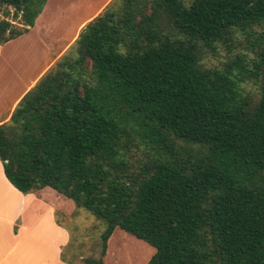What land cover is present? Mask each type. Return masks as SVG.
Here are the masks:
<instances>
[{
    "label": "trees",
    "instance_id": "obj_1",
    "mask_svg": "<svg viewBox=\"0 0 264 264\" xmlns=\"http://www.w3.org/2000/svg\"><path fill=\"white\" fill-rule=\"evenodd\" d=\"M46 1L0 0L23 26L0 45ZM0 161L104 224L81 264L117 228L146 264H264V0H111L0 125Z\"/></svg>",
    "mask_w": 264,
    "mask_h": 264
},
{
    "label": "crops",
    "instance_id": "obj_2",
    "mask_svg": "<svg viewBox=\"0 0 264 264\" xmlns=\"http://www.w3.org/2000/svg\"><path fill=\"white\" fill-rule=\"evenodd\" d=\"M111 0H47L33 27L0 45V125L37 80L67 53L82 28ZM23 27L22 25H19ZM14 47L19 64L34 65L27 76L13 71L2 55ZM13 52V51H12ZM0 161V264H71L61 255L70 245L69 230L57 213L70 216L72 205L50 188L22 194L5 177Z\"/></svg>",
    "mask_w": 264,
    "mask_h": 264
},
{
    "label": "rangeland",
    "instance_id": "obj_3",
    "mask_svg": "<svg viewBox=\"0 0 264 264\" xmlns=\"http://www.w3.org/2000/svg\"><path fill=\"white\" fill-rule=\"evenodd\" d=\"M191 2L192 0H183V4L186 7ZM7 9L10 11V14L14 12L13 8L8 7ZM19 16L16 19L12 18L11 15L8 18H4L0 14V20L6 19L16 28H19V25H21ZM12 53L15 54L13 46L10 49L4 50L2 53L6 57H13L9 60L10 65L7 66L9 69L5 70L14 71L18 66V69H16L17 72L22 66L24 70L23 75L27 76L33 72L36 66L34 67V65L23 63L20 65V59H15V55ZM212 62L217 64L218 60H213ZM64 199L71 203L72 213L70 216H64L59 212L57 213V219L59 222H63V226L68 228L71 238L70 245L65 249L63 255L76 264H81V258L96 257L98 255L99 238L105 226L85 209L77 208L71 200ZM154 253L155 250L151 246L117 228L108 240L107 251L103 261L104 264H146Z\"/></svg>",
    "mask_w": 264,
    "mask_h": 264
}]
</instances>
